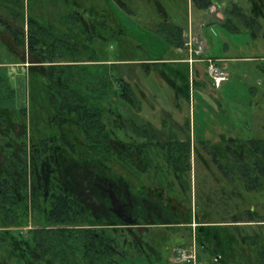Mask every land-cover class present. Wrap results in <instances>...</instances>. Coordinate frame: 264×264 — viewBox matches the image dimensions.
<instances>
[{
    "label": "rangeland",
    "instance_id": "rangeland-1",
    "mask_svg": "<svg viewBox=\"0 0 264 264\" xmlns=\"http://www.w3.org/2000/svg\"><path fill=\"white\" fill-rule=\"evenodd\" d=\"M79 1L77 5L79 10L83 11L85 7L91 8L90 6L95 9L93 17L83 14L84 20L91 21V24L89 22L86 24V35L90 34L89 27L93 30L92 24H99V17L104 11L108 16L107 41L101 43L99 36L100 38H95V44H90L91 47H88L89 51L98 49L96 59L100 63L126 60L134 62L120 63L116 68L120 72L119 76L122 75L132 83L138 97L142 93L140 115L148 118L153 116L157 119L164 110L175 115L180 123L186 126V135L192 145L193 154L192 170L189 169L185 176L189 182L190 194L186 204L199 216L204 214L206 206L209 216L201 220L200 226L209 228L221 224L219 223L221 221H229V224H242L240 226L245 227L242 228L244 233L251 231V228L246 227L255 225L247 224L254 223L237 222L232 217L236 214L240 215V211L242 213L245 211L244 217H247V209L252 208L263 220L264 191H250L245 187L239 175L240 169L233 168V161L227 153L225 158L227 163L231 164L228 168L220 169L212 158L214 152H221L226 144H232V138L242 142L253 138L264 139V1L213 0L214 5L208 9L196 7L193 0H122L129 9L124 8L118 0ZM64 3L65 0H30L29 16L55 23L56 26L60 24L64 28L61 23L65 18L63 15L64 12L68 14L69 11ZM25 4H28V0H25ZM235 4H238L249 17L243 18ZM0 5L2 6L0 18L12 22L13 17H8L10 11L5 9L3 3ZM164 18L175 23L182 30L183 40H180L183 41L182 46L171 44V39L166 37L162 29ZM25 21L23 20V23L26 24ZM23 23L19 19L18 23L14 22L20 28L24 27ZM189 26L205 42L206 56L224 60L223 65L227 68L228 79L220 87H216L207 75L205 64L199 65L203 71L198 74L197 70L195 72L194 68L191 69L190 64L184 61L187 58L184 40ZM26 29L27 25H25ZM100 30L97 29L99 34ZM75 31L76 34L78 33L76 42L79 43L83 36L80 33L81 25ZM154 59H162L166 62L161 65H151L149 68L144 67V63L152 62ZM175 59L183 60L175 62ZM23 62L26 66L22 64ZM34 64L38 63L30 62L27 47H16L10 34L0 27V80H4L14 93L12 99L0 100V113L4 115L9 126L14 127L11 126L15 134L26 133L25 139L28 145H39L41 140L48 138L49 133L54 134L55 130L61 132L53 121L54 109L50 102L48 86L29 70ZM173 67H178L189 76V80L184 84L186 89L183 94L174 88L173 83L178 85L180 83L175 82L167 71ZM193 77L198 81L195 85H193ZM113 91V94L118 96V88ZM157 103L158 107L153 109ZM122 105L121 110L117 108L116 111H109L106 119L114 128L121 130L120 134H123L125 125L123 107H127L124 103ZM70 127L67 124L63 126V130L77 141L85 140L80 129L71 131ZM132 130L131 128L130 132ZM14 151L19 152L20 147L18 146ZM1 152L2 148H0V163H3L5 157ZM31 152L29 151V155ZM66 162L63 161L62 164ZM162 164L165 166V163ZM36 170L37 174H42L46 167H37ZM224 194L225 196L222 197ZM195 225L194 223L193 228ZM31 226L34 227V224ZM10 228L16 234L18 228L15 229L14 226ZM136 229L120 228L118 232L124 238L135 233L141 245L145 246L148 242L151 246L159 248L163 257L172 254V250L168 249L167 252L166 249L170 242H183L189 239V234L183 235L181 230L190 233V228H183L178 230V237H171L172 233L169 230L164 232L153 227ZM195 231L197 232L198 229ZM7 242L6 239L0 238V264H16L19 257L16 259L13 256L10 250L13 246ZM16 243L20 244V242ZM189 243L178 244L177 247L180 248L177 251L182 248L183 252L191 253L187 248ZM193 243L192 238L191 244ZM197 243L201 242L197 239ZM201 247L198 244L197 264H208L209 258L213 255L207 254V249ZM177 251L176 256L181 257V253ZM147 253L152 255L150 260L146 256L133 253L131 261L128 259L127 264L161 262L157 251H147ZM25 256L24 254L21 262L25 260ZM164 264L188 263L167 261Z\"/></svg>",
    "mask_w": 264,
    "mask_h": 264
},
{
    "label": "trees",
    "instance_id": "trees-1",
    "mask_svg": "<svg viewBox=\"0 0 264 264\" xmlns=\"http://www.w3.org/2000/svg\"><path fill=\"white\" fill-rule=\"evenodd\" d=\"M118 1L127 8L125 2ZM12 2L17 11V23L18 19L23 23L24 0ZM193 3L203 9L214 5L213 0H193ZM235 7L243 18L249 17L238 4ZM88 10L92 13V9ZM99 19L98 25L92 24L94 32L91 31L88 35L86 25L82 23L78 12H73L67 18L66 31L58 30L56 25L33 17H29L26 30L25 23L23 28L4 23L14 38L16 47H27L30 62L38 63L33 65L34 68L47 69V72L36 69L32 73L48 86L50 102L55 110L54 124L59 127L69 123L78 125L85 135V144L81 147L71 134L64 131L53 137L52 142V139L46 138L39 145H28L26 133L15 134L14 127L9 126L4 115L0 113V148L5 157L4 162L0 163V238L12 244L10 250L13 256L16 259L19 257L16 264H127L133 253L146 256L150 260L152 255L147 251H157L161 260L159 264H164L159 248L148 242L145 246L141 245L135 233L124 238L119 230H111L107 227L112 223L110 219L104 214L96 213L89 203L88 197L94 196L91 193L96 186L97 198L104 202L103 189L106 185L98 179L107 181L113 176V169L116 170L121 165L120 154L116 156L119 151L111 143L112 126L106 121L108 112L116 111L117 108L121 110L122 102L126 99H130L131 104L138 107L137 94L130 81L122 75L119 76L120 72L116 67L120 63H92L98 60L88 50L91 47L89 45L95 44V38L101 37V43L108 39L106 11ZM80 23V33L83 36L77 43L78 33L74 29ZM162 25L166 37L171 39L170 43L177 47L182 46L183 41L180 40H183V32L179 26L167 19ZM97 29H101L100 34H97ZM121 32H124L123 29ZM92 35L93 38L90 37ZM97 50L94 48L92 51L97 53ZM175 60L181 62L183 59ZM153 61L156 62L144 63V67L166 62L162 59ZM199 65L195 67L198 74L203 71ZM167 71L175 82L185 84L189 80V76L178 67ZM197 83L193 77V84ZM115 88H118V96L113 94ZM13 97V90L4 80H0V100ZM74 129L75 127L69 130ZM116 133L118 135L115 138L121 143L120 131ZM52 144L60 146L62 151L55 153V149L50 147L48 157L46 145ZM18 146L20 151L17 154L14 150ZM241 146V157L232 150V146H229L227 154L236 164V168L240 169L239 175L245 187L250 191H264V139L241 141ZM29 151H33L31 155ZM60 153L73 162L77 158L84 165L85 162L93 163L97 176L95 179L96 176L93 175V182L98 181L97 185L92 187L87 184L82 189L76 185L73 177L68 175L73 170L55 162ZM44 166L46 170L37 174L36 168ZM82 170H86L84 166ZM88 172L90 173L89 170ZM247 210V217H244L245 211L232 217L237 222L254 223L247 224L255 225L246 227L252 229L247 233L243 232L242 228L245 227L240 226L242 224H229V221H221V224L209 228L198 227L197 239L201 242L198 244L207 249L205 251L208 254L213 255L208 264H264V219L261 220V216L254 209ZM191 220L189 216L186 220L178 219V223H189ZM12 226L18 228L16 234L10 228ZM189 237H193L191 232ZM24 254L25 260L21 262Z\"/></svg>",
    "mask_w": 264,
    "mask_h": 264
},
{
    "label": "flooded vegetation",
    "instance_id": "flooded-vegetation-1",
    "mask_svg": "<svg viewBox=\"0 0 264 264\" xmlns=\"http://www.w3.org/2000/svg\"><path fill=\"white\" fill-rule=\"evenodd\" d=\"M12 1L14 0H0V3L5 5V9L10 11L8 17H13L12 22L8 19L0 18V27L4 28L6 32L11 33L7 30L4 23H12L16 21L15 14L16 10L13 8ZM32 1V0H31ZM79 0H65V5L68 8L67 12H64L63 15L64 20L60 24H57V29L66 31V21L67 18L73 13L78 12V16L82 19V23L85 25L88 22L91 24L90 20H84L83 14L88 15L89 17H93L94 10L93 6L91 8L85 7L83 11L77 8ZM30 0H28V4H25L24 0V16H26V23L28 22L29 17V10H30ZM70 4V5H69ZM71 8H69V7ZM0 5V9H1ZM88 9H92V13ZM92 14V15H91ZM11 15V16H10ZM107 16V13H106ZM34 18V17H33ZM108 18V16H107ZM36 19V18H35ZM38 20L42 22H49L38 18ZM55 24V23H54ZM109 24V23H108ZM27 25V24H26ZM81 25V23H80ZM78 25L77 29L80 28ZM16 26V25H15ZM87 26V25H86ZM28 27V26H27ZM76 29V28H75ZM74 29V30H75ZM90 32H94L92 27L90 28ZM98 34V32H97ZM91 38L93 37L90 36ZM13 43H14V38ZM15 45V43H14ZM91 54H94L93 57H96L97 53L95 51H90ZM27 55L29 58V53L27 49ZM156 62V61H152ZM92 63H99L100 62H92ZM131 64L130 60L122 61V62H112L111 64ZM139 63V62H138ZM24 64V63H22ZM35 65V64H34ZM26 66V64H24ZM38 71L47 72V69L36 67ZM33 65L29 70L33 72L36 70ZM132 85V83L130 82ZM180 85V86H179ZM173 83L174 88L177 92H182L186 86L180 82V84ZM195 85V84H193ZM134 92L137 94L136 89L132 86ZM137 101L138 107L131 104L130 99L124 100L122 103L127 105V109L123 107V119L125 125L123 126V134H121V143L115 138L118 134L116 133L117 130L114 126L111 128V143L112 146L118 150V156H121V165L116 170L113 169L112 177L109 178L107 181H103L102 178H99L98 181L104 183L106 188L103 189L102 193L104 195V202L101 201L98 197V192L96 187L92 193L94 196H89V203L91 204L93 210L96 213L104 214L112 223L108 224V228L111 230H118L120 228H139V227H147V228H155L157 230H163L164 232H168V230L172 233L171 237L177 235L179 229L183 228H190V232L192 234V238L194 243L191 244V238L181 242V241H172L166 247L167 252L168 249L171 251V255H167L163 257L161 256L163 262H174V261H184L188 264H197L198 262V243H197V232L195 231L196 227L200 226L201 220L207 218V208L205 206L204 214L200 216L193 213L192 208L187 206L188 198L190 197L189 194V187H188V179L185 178L187 176V172L189 169L192 170V145L187 138V128L185 125L181 124L178 118L170 112L162 111L163 113L160 117L153 118L141 116L140 112L142 111V102L141 99L143 98L142 93L139 95L137 94ZM156 98V97H155ZM154 98V99H155ZM157 100V98H156ZM123 106V105H122ZM158 107V103L155 106L156 109ZM54 109V108H53ZM122 112V113H123ZM55 114V110H54ZM77 122V121H76ZM67 125V124H66ZM65 126V125H64ZM70 128L75 127L74 131L82 129L77 127L78 125H74L69 123ZM59 127V126H58ZM120 128V127H119ZM132 128V132L130 129ZM60 133L55 130V133H49L47 136L48 138L52 139L55 136H59L64 130L63 126L59 127ZM127 130V131H124ZM54 131V129H53ZM121 132V130H119ZM65 132V131H64ZM83 132V131H82ZM84 134V132H83ZM135 134V135H133ZM85 139V135H84ZM233 139V138H232ZM231 139V140H232ZM54 139L51 140V142ZM234 140H238L235 139ZM75 141L80 144L81 147L85 144V141ZM229 146H232L234 151H236L237 155L241 157V141H234L232 144H226L224 149L221 152H214L213 154V161L218 165L220 169L228 168L231 164L227 163L225 158V154L228 153ZM54 148V152L62 151L60 146L58 145H46L47 156L49 157L50 151L49 148ZM120 147V148H119ZM58 149V151H57ZM80 151V150H78ZM231 151V150H230ZM63 161H67L65 164L66 169L73 170L69 172L68 175L73 177V181L76 185H78L81 189L87 184H91L92 187L97 185L98 181H94V176L96 173L94 171L95 165L93 163L87 164L85 162L82 164L80 159L75 158L74 162L68 159L60 153L55 162H58V165H62ZM165 163V166L162 164ZM83 166L86 169L83 172ZM233 168L236 167V164L233 163ZM62 167V166H59ZM90 167V169H87ZM90 171V173L88 172ZM91 174V175H90ZM97 179V176L96 178ZM73 183V184H74ZM191 189V188H190ZM86 192L87 189H85ZM189 194V197H188ZM215 196V194H214ZM213 196V197H214ZM222 195V197H224ZM209 198V197H208ZM211 198V197H210ZM209 198V199H210ZM221 199V198H220ZM107 203V204H106ZM191 216L192 220L189 223L181 222L178 223V219L186 220L188 217ZM198 221V222H197ZM195 228H193V224ZM137 230V229H136ZM183 235H188L189 232L184 233L185 231L181 230ZM170 237V238H171ZM190 241V243H189ZM187 248L189 250V258L187 260L181 259L180 256H176V251L180 243H186ZM183 245V244H182ZM183 247V246H182ZM172 248V249H171ZM187 250V249H185ZM187 250V252H188ZM184 250L181 248L177 252L182 253ZM208 254V252H207ZM170 256V257H169ZM218 259V258H217Z\"/></svg>",
    "mask_w": 264,
    "mask_h": 264
},
{
    "label": "built area",
    "instance_id": "built-area-1",
    "mask_svg": "<svg viewBox=\"0 0 264 264\" xmlns=\"http://www.w3.org/2000/svg\"><path fill=\"white\" fill-rule=\"evenodd\" d=\"M184 48L187 51V58L184 61L189 63L191 69L194 68V70L197 64H205L206 73L216 87H220L228 79L227 68L223 65L224 60L205 55L206 44L191 26H189L184 40ZM188 255L182 252L180 258L187 260L189 258Z\"/></svg>",
    "mask_w": 264,
    "mask_h": 264
},
{
    "label": "crops",
    "instance_id": "crops-1",
    "mask_svg": "<svg viewBox=\"0 0 264 264\" xmlns=\"http://www.w3.org/2000/svg\"><path fill=\"white\" fill-rule=\"evenodd\" d=\"M199 64H203V63H199ZM199 64H198V65H199Z\"/></svg>",
    "mask_w": 264,
    "mask_h": 264
}]
</instances>
